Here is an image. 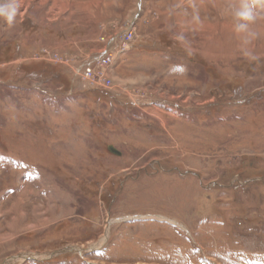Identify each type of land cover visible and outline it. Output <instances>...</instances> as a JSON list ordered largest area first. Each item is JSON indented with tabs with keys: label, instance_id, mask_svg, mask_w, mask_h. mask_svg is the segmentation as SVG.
<instances>
[{
	"label": "rangeland",
	"instance_id": "1",
	"mask_svg": "<svg viewBox=\"0 0 264 264\" xmlns=\"http://www.w3.org/2000/svg\"><path fill=\"white\" fill-rule=\"evenodd\" d=\"M245 1L0 0V264H264Z\"/></svg>",
	"mask_w": 264,
	"mask_h": 264
},
{
	"label": "water",
	"instance_id": "2",
	"mask_svg": "<svg viewBox=\"0 0 264 264\" xmlns=\"http://www.w3.org/2000/svg\"><path fill=\"white\" fill-rule=\"evenodd\" d=\"M109 150L115 154H120V152L116 150L112 145H109Z\"/></svg>",
	"mask_w": 264,
	"mask_h": 264
},
{
	"label": "bare ground",
	"instance_id": "3",
	"mask_svg": "<svg viewBox=\"0 0 264 264\" xmlns=\"http://www.w3.org/2000/svg\"><path fill=\"white\" fill-rule=\"evenodd\" d=\"M230 1H233V0H230ZM236 2L239 3L238 5L242 4V7H243L244 6V2H246V1L245 0H236ZM247 10H248V7H247Z\"/></svg>",
	"mask_w": 264,
	"mask_h": 264
},
{
	"label": "built area",
	"instance_id": "4",
	"mask_svg": "<svg viewBox=\"0 0 264 264\" xmlns=\"http://www.w3.org/2000/svg\"><path fill=\"white\" fill-rule=\"evenodd\" d=\"M104 56H100L99 59L101 60V62H106V59L103 58ZM103 58V59H102Z\"/></svg>",
	"mask_w": 264,
	"mask_h": 264
},
{
	"label": "flooded vegetation",
	"instance_id": "5",
	"mask_svg": "<svg viewBox=\"0 0 264 264\" xmlns=\"http://www.w3.org/2000/svg\"><path fill=\"white\" fill-rule=\"evenodd\" d=\"M122 219V218H121Z\"/></svg>",
	"mask_w": 264,
	"mask_h": 264
}]
</instances>
